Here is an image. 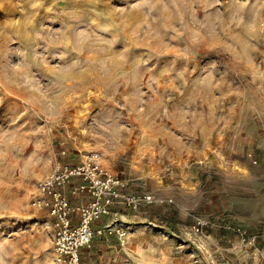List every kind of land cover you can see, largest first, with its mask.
Returning <instances> with one entry per match:
<instances>
[{"label":"rangeland","instance_id":"374dc122","mask_svg":"<svg viewBox=\"0 0 264 264\" xmlns=\"http://www.w3.org/2000/svg\"><path fill=\"white\" fill-rule=\"evenodd\" d=\"M262 113L264 0H0V264H57L38 184L92 152L175 207L181 264H232L255 240L225 218L243 170L216 149Z\"/></svg>","mask_w":264,"mask_h":264},{"label":"crops","instance_id":"0c3cea01","mask_svg":"<svg viewBox=\"0 0 264 264\" xmlns=\"http://www.w3.org/2000/svg\"><path fill=\"white\" fill-rule=\"evenodd\" d=\"M256 118L253 120L252 131L249 127H245L242 121H239L240 129L234 132L221 129L220 135L224 137L221 145L225 146V149L222 146L220 150L216 149L217 152H220L218 156L221 154L222 158L225 157L223 162L220 161L221 165L229 169L240 168L243 170V173L239 175L242 180H237V182L244 192L236 194L235 214L225 218L231 220L230 223L233 227H246L255 239L253 247L237 243L232 264H264V113L259 114ZM251 159L255 160L251 162ZM213 162L211 161L209 164ZM155 192H158L159 200L173 199L177 194L174 186H161ZM229 200V198L226 199L227 202ZM174 208V206L160 205L159 203L143 206L138 211L123 207L113 208L111 214L98 222L95 228L119 222L128 231L127 242L121 244L116 236L95 237L91 247L81 249L83 263L181 264L182 244L180 245L177 240L169 236L170 229L167 225L170 222L165 220L170 219L172 223L171 216L176 213L173 211ZM163 210L171 212L164 217L160 215ZM234 210L230 212H234ZM232 220L236 221L234 225ZM188 223L190 224L191 221ZM231 225L226 228L233 230ZM226 228L225 230H227ZM179 230L181 235L192 238L191 232H186L185 229ZM229 232H226L228 233L226 237ZM228 247L230 248V245Z\"/></svg>","mask_w":264,"mask_h":264},{"label":"built area","instance_id":"2783aa9c","mask_svg":"<svg viewBox=\"0 0 264 264\" xmlns=\"http://www.w3.org/2000/svg\"><path fill=\"white\" fill-rule=\"evenodd\" d=\"M100 158L98 153H88L79 163L58 167L38 184L33 205L46 209L53 219L57 264H84L81 249L91 247L95 237L116 236L126 243L128 231L119 222L95 228L113 208L138 211L158 202L153 195L134 191L130 180L105 169ZM209 224L198 219L194 228L201 232ZM238 231L243 242L255 240L247 231Z\"/></svg>","mask_w":264,"mask_h":264}]
</instances>
